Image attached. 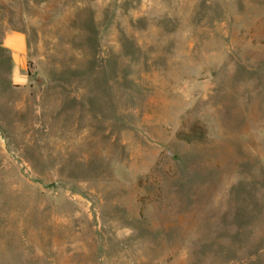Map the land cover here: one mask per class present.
Instances as JSON below:
<instances>
[{
  "label": "rangeland",
  "instance_id": "rangeland-1",
  "mask_svg": "<svg viewBox=\"0 0 264 264\" xmlns=\"http://www.w3.org/2000/svg\"><path fill=\"white\" fill-rule=\"evenodd\" d=\"M0 264H264V0H0Z\"/></svg>",
  "mask_w": 264,
  "mask_h": 264
},
{
  "label": "crops",
  "instance_id": "crops-1",
  "mask_svg": "<svg viewBox=\"0 0 264 264\" xmlns=\"http://www.w3.org/2000/svg\"><path fill=\"white\" fill-rule=\"evenodd\" d=\"M7 46L12 50L14 54H20V51H22V37L21 36H11L8 37V41L6 42ZM17 60V57H16Z\"/></svg>",
  "mask_w": 264,
  "mask_h": 264
}]
</instances>
